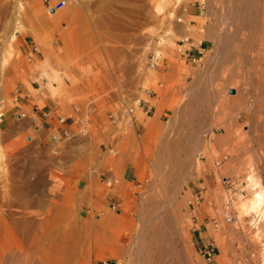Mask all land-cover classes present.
Masks as SVG:
<instances>
[{
    "label": "rangeland",
    "instance_id": "1",
    "mask_svg": "<svg viewBox=\"0 0 264 264\" xmlns=\"http://www.w3.org/2000/svg\"><path fill=\"white\" fill-rule=\"evenodd\" d=\"M65 1L48 12L43 0H0V264H137L140 238L152 232L155 242L163 226L169 264H206L200 232L217 264H264V216L235 207L251 193L249 178L264 184V30L233 21V0ZM197 45L195 61L183 56ZM195 94L205 104L188 107ZM121 100L136 108L129 128L81 135L72 125L55 140L56 119L51 129L42 124V112L75 116L76 107L105 125ZM193 131L205 147L170 187L173 162L200 140ZM165 148L175 151L166 160Z\"/></svg>",
    "mask_w": 264,
    "mask_h": 264
},
{
    "label": "bare ground",
    "instance_id": "2",
    "mask_svg": "<svg viewBox=\"0 0 264 264\" xmlns=\"http://www.w3.org/2000/svg\"><path fill=\"white\" fill-rule=\"evenodd\" d=\"M222 1H224L225 2V0H222ZM236 1H243V0H233V2H234V4H233V7H230V8H228L229 9V14H230V17L233 19V21L234 20H240V22L239 21H237V22H239V23H243L242 24V27H246L245 29H249V28H252V29H258L259 31L260 30H264V4L260 7V8H258V6L259 5H257V4H259V0H258V3H256V6H257V8L256 7H254L255 6V4H253V0H247L246 1V3H245V5H242V7L241 6H238V5H240L239 3H236ZM231 1H229L228 3H230ZM264 3V2H263ZM226 4H227V1H226ZM231 4V3H230ZM230 6V5H229ZM232 6V5H231ZM52 12V11H51ZM56 12V11H55ZM174 14V13H173ZM227 15V14H226ZM232 15V16H231ZM236 18V19H234V18ZM231 18H229V19H231ZM230 21H232V20H229V22ZM244 24H245V26H244ZM249 27V28H248ZM240 28H241V25H240ZM239 29V28H238ZM251 29V30H252ZM167 31H169V30H167ZM254 32V31H253ZM264 32V31H263ZM262 35H264V34H262ZM229 41V40H228ZM166 43V42H165ZM170 44H168V46H169ZM163 47V46H162ZM160 48V47H159ZM172 48V47H171ZM162 49V48H161ZM165 49H167V47H165ZM168 49H170L169 47H168ZM42 50V49H41ZM228 52V51H227ZM161 53V52H160ZM225 54V53H224ZM161 55V54H160ZM165 55H167V54H165ZM223 55V54H222ZM163 56H164V54H163ZM225 56V55H224ZM166 57V56H165ZM5 63V62H4ZM2 65H3V63H2ZM14 66V65H13ZM2 67H4V66H2ZM5 68H6V65H5ZM3 69V68H2ZM5 70V69H4ZM240 74V73H239ZM235 79V78H234ZM245 79V78H244ZM243 79V80H244ZM230 80H231V78H230ZM253 80V79H252ZM236 81V80H235ZM234 81V82H235ZM214 83V82H213ZM226 83V82H225ZM236 84H237V82H235ZM228 84V83H227ZM230 84H231V82H230ZM235 84V85H236ZM215 85V84H214ZM223 85V84H222ZM226 85V84H225ZM232 85H233V83H232ZM218 86V88H219V84L217 85ZM238 86V85H237ZM233 87V86H232ZM221 88V87H220ZM229 88H231V85H230V87ZM246 88V87H245ZM227 89V88H226ZM257 89V88H256ZM214 90H216V89H214ZM238 90H240V89H238ZM253 90H254V88H253ZM192 91V90H191ZM221 91V90H220ZM219 91V92H220ZM237 91V90H236ZM246 91V90H245ZM215 93H216V91H215ZM235 94H236V92H235ZM256 94V93H255ZM190 95H191V93H190ZM199 95V94H198ZM197 94H195V95H192V97H190V99L187 101L188 103L187 104H189V106L188 107H190V105L192 104V103H195L196 101H198V102H202V100H201V98H200V100H199V97L200 96H198ZM231 95H233V94H231ZM198 96V97H197ZM206 96H208V95H206ZM204 96H202V98H203ZM219 97H220V95H219ZM227 97V96H226ZM235 98V97H234ZM204 99H205V97H204ZM207 99V98H206ZM205 99V100H206ZM218 99V98H217ZM224 99V98H223ZM260 101V100H259ZM220 102H223V101H220ZM205 104V102H202V104ZM207 103V102H206ZM245 103V102H244ZM255 103V102H254ZM186 104V105H187ZM201 104V105H202ZM226 104V103H225ZM197 105H199V104H196V108L195 109H197V108H199ZM200 105V106H201ZM241 105V104H240ZM138 106V105H137ZM237 106V105H236ZM244 106V105H243ZM139 107V106H138ZM187 107V108H188ZM194 107V106H193ZM203 106H201V108H202ZM210 107V106H209ZM248 107V106H247ZM211 108V107H210ZM189 109H191L192 110V107L191 108H189ZM200 109V108H199ZM202 109H204V108H202ZM237 109V108H236ZM135 110H136V108H135ZM185 110V109H184ZM207 110H209V109H207ZM258 110V109H257ZM183 111V110H182ZM189 111V110H188ZM201 111V110H200ZM210 111H211V109H210ZM215 111H217V110H215ZM160 112V111H159ZM185 112V111H184ZM192 112H193V110H192ZM191 112V113H192ZM196 112H197V110H196ZM203 112V111H202ZM227 112V111H226ZM188 113V112H187ZM251 113V112H250ZM175 114H176V112H175ZM174 114V115H175ZM179 114H180V112H179ZM189 114V113H188ZM195 114V113H194ZM216 114H217V112H216ZM181 115V114H180ZM191 115V114H190ZM205 115H206V112H205ZM173 116V115H172ZM171 116V117H172ZM186 116V115H185ZM188 116V115H187ZM196 117L195 118H197V123L199 122V120H198V115H195ZM202 116V115H201ZM217 116V115H216ZM250 116V115H249ZM175 117V116H174ZM192 116H190V118H191ZM207 117V116H206ZM205 117V118H206ZM209 117V116H208ZM211 117V119L210 120H212V118H216V117H213V115L212 116H210ZM209 117V118H210ZM253 117V116H252ZM194 118V117H193ZM192 118V119H193ZM208 118V119H209ZM249 118V117H248ZM182 119V118H181ZM184 119H185V117H184ZM207 119V120H208ZM250 119V118H249ZM155 119H153V121H154ZM195 120V119H194ZM201 120H205V119H201ZM200 120V121H201ZM259 120V119H258ZM151 121V120H150ZM153 121H151L149 124H148V127H149V129L151 130V131H153V133L155 132L154 130H155V128H156V126H155V121H154V123H153ZM172 121H174V120H172ZM188 121H191V119H189ZM193 121V120H192ZM196 121H193V123L194 122H196ZM214 120H212V122H213ZM157 122V121H156ZM207 122V121H206ZM208 122H209V120H208ZM207 122V123H208ZM235 122V121H234ZM175 123V122H174ZM189 123V122H188ZM201 123V122H200ZM202 123H205V121L204 122H202ZM201 123V124H202ZM207 123H205V124H207ZM210 123V122H209ZM220 123V122H219ZM223 123V122H222ZM236 123V122H235ZM234 123V127H235V124ZM211 124V123H210ZM209 124V125H210ZM225 124V123H224ZM244 124V123H243ZM159 125V124H158ZM225 125H227V124H225ZM238 125V124H237ZM245 125V124H244ZM256 125V124H255ZM255 125H253V126H255ZM191 126V125H190ZM232 126V125H231ZM249 126V125H248ZM147 127V126H146ZM158 127V126H157ZM172 127V126H171ZM221 127V126H220ZM226 127V126H225ZM226 128H228V127H226ZM236 128V127H235ZM241 128V127H240ZM254 128V127H253ZM201 129V128H200ZM205 129V128H204ZM157 130V129H156ZM158 130H160V129H158ZM169 130V129H168ZM202 130V129H201ZM245 130V129H244ZM149 131V130H148ZM199 131V130H198ZM159 132V131H158ZM194 132V134H195V136H194V134H193V136H194V138H199L200 136H196L198 133H195V132H197V131H193ZM235 132V131H234ZM244 132V131H243ZM237 133H238V130H237ZM158 134V133H157ZM191 134V133H190ZM150 135H148L147 133H146V137H149ZM192 135H190V137H191ZM255 136H257L256 134H255ZM262 136V134L259 136V137H256V138H258V140L260 141H262V139L260 138ZM189 137V138H190ZM221 137H223V136H221ZM263 137V136H262ZM181 138V137H180ZM192 138V137H191ZM189 139V140H192V139ZM201 138V137H200ZM199 138V139H200ZM260 138V139H259ZM151 139V138H150ZM188 139V138H187ZM148 140V139H147ZM217 140H218V138H217ZM257 140V139H256ZM192 141H195V139L194 140H192ZM264 141V140H263ZM145 142V141H144ZM184 142H186V141H184ZM197 142L198 143H194V145L192 146H189V150H188V154H187V156H186V154L185 155H183V157L184 156H186L183 160L181 159L182 157H179L181 160H180V162L178 161V158L176 159V161H178L179 163H175V161L173 162V161H171V159H173V158H171L170 156V161L171 162H173L174 164H177V166H178V164H179V167H178V169H177V176H175L174 175V177H173V180H172V182H171V186L170 187H175V186H177V184L179 183V181L181 180V179H179V178H181V177H183L182 176V174L181 173H183V172H185L186 170H187V172H188V167H190L189 166V164L191 163V157H192V155H193V153L194 152H196L199 148H201L202 146H204L203 145V143H202V141H201V139L198 141L197 140ZM191 143V142H190ZM177 144V143H176ZM185 144V143H184ZM190 145V144H189ZM168 146V145H167ZM179 146H180V144H179ZM185 146V145H184ZM260 146V145H259ZM170 147V146H169ZM192 147V148H191ZM205 147V146H204ZM172 148V147H171ZM171 148H169V149H171ZM182 148V147H181ZM186 148V147H185ZM258 148V147H257ZM260 148V147H259ZM168 149V148H167ZM166 148H165V150H167ZM168 149V150H169ZM153 150V149H152ZM167 150V151H168ZM174 150V149H173ZM200 150V149H199ZM202 150H203V147H202ZM201 150V151H202ZM155 151V150H154ZM164 151V150H163ZM171 151V150H170ZM170 151H168L167 152V154L165 153V152H163V153H165V157H163L164 158V160H166L165 158H167L166 156L167 155H169L168 153L170 152ZM181 151V149L180 150H178V152H180ZM187 151V150H186ZM186 151H184V152H186ZM171 152H173L172 154H174V152L175 151H171ZM178 152H176V153H178ZM181 152H183V151H181ZM183 152V153H184ZM205 152V151H204ZM252 152V151H251ZM151 153V152H150ZM199 153H200V151H199ZM205 153H207V152H205ZM264 153V152H263ZM261 154V155H264V154ZM182 154V153H181ZM160 155V154H159ZM171 155V154H170ZM178 155V154H177ZM179 155H180V153H179ZM152 156V155H151ZM156 156V155H155ZM161 156H164V155H162L161 154ZM172 156V155H171ZM176 156V155H175ZM175 156H172V157H174V158H176ZM181 156V155H180ZM194 156V155H193ZM153 157V156H152ZM169 157H168V159H169ZM240 157V156H239ZM263 157V156H262ZM262 157H261V160H262ZM155 159H157V161H158V158H157V156L155 157ZM159 159H160V157H159ZM167 159V161H169ZM163 160V159H162ZM173 160H175V159H173ZM238 160V159H237ZM153 161V160H152ZM233 161H234V159H233ZM233 161H231V162H233ZM243 161V160H242ZM158 162H161V161H158ZM157 162V163H158ZM164 162H166V161H164ZM237 162V161H236ZM153 163V162H152ZM156 162H154V164L153 165H155V169L159 166V164L158 165H156L155 164ZM245 163V162H244ZM161 164V163H160ZM166 164V163H165ZM237 165V164H236ZM239 165V164H238ZM176 166V167H177ZM264 166V165H263ZM192 167V166H191ZM235 167V166H234ZM159 168H160V166H159ZM198 168V167H197ZM152 169H154V167L152 168ZM158 169V168H157ZM229 169V168H228ZM228 169H226V170H228ZM196 170H198V169H196ZM171 171V170H170ZM159 172V171H158ZM163 172V171H162ZM222 172V171H221ZM233 172V171H232ZM155 173H157V172H155ZM189 173V172H188ZM168 174V173H167ZM179 174H181V175H179ZM184 175H186L185 173H183ZM169 176V175H168ZM181 176V177H180ZM254 176V175H253ZM162 178V177H161ZM168 178V177H167ZM156 179V178H155ZM172 179V178H171ZM259 179V178H258ZM257 179V177H252V178H249V188L251 189V193L249 194V196H246V198L244 197V199H241V200H239L237 203H236V209H242V211L243 210H245L246 211V213H248V214H256V216H257V219H259V220H262V216L261 215H263L264 216V187H263V185L261 184V182L259 181ZM167 181V180H166ZM166 181H165V183H166ZM169 181V180H168ZM167 181V182H168ZM162 184V183H161ZM166 184H169V182L168 183H166ZM163 187V186H162ZM167 187V186H166ZM249 189V190H250ZM167 191V190H166ZM170 194V193H169ZM247 195V194H246ZM145 199V198H144ZM147 202H148V200H147ZM156 202V201H155ZM159 202H161V201H159ZM158 202V203H159ZM168 202V201H167ZM143 203V202H142ZM141 203V204H142ZM157 203V204H158ZM164 203V202H163ZM161 204V206L162 205H164V204ZM166 203V202H165ZM170 203V202H169ZM140 204V205H141ZM146 204V203H145ZM150 204H152V203H150ZM144 205V204H143ZM148 205V204H147ZM147 205H145V206H147ZM174 205V204H173ZM141 207V206H140ZM143 207V206H142ZM160 207V206H159ZM154 208V207H153ZM146 209V208H145ZM160 209V208H159ZM147 210V209H146ZM145 210V211H146ZM153 210V209H152ZM140 212H141V209L139 210ZM142 211H143V209H142ZM144 211V212H145ZM174 211V210H173ZM144 212L142 213V220H141V224L143 225V228L144 229H146V226H148L147 224L148 223H146V222H144V220H146L148 217H146V216H148V215H143L144 214ZM147 212V211H146ZM150 212V211H149ZM161 212H162V210L159 212V213H157L156 214V216L155 217H157L159 214H161ZM176 213V212H175ZM178 214V213H177ZM144 216L146 217V219L144 218ZM154 216V215H153ZM178 216V215H177ZM139 217H140V213H139ZM151 217V216H150ZM165 217V216H164ZM171 217V216H170ZM173 217V216H172ZM174 218V217H173ZM261 218V219H260ZM150 219V218H149ZM164 219V218H163ZM115 219L113 218V220H112V222L114 221ZM138 220L140 221V218H138ZM137 220V221H138ZM148 220V219H147ZM146 220V221H147ZM259 220H257V222L259 221ZM142 221L144 222V223H142ZM149 221V220H148ZM152 221V220H151ZM165 221V220H164ZM254 221H256V220H254ZM264 221V220H263ZM120 222V221H119ZM261 221H259V223H260ZM174 223V222H173ZM256 223V222H255ZM113 223H111V225H112ZM115 224V223H114ZM161 225V224H160ZM164 225V224H163ZM165 225H167L168 227H170L169 226V224H168V222L165 224ZM117 226V225H116ZM141 226V225H140ZM140 228H142V227H140ZM139 228V229H140ZM148 228V227H147ZM174 228H176V227H174ZM164 229H165V227L163 226L162 228H159L158 230H155V235L157 236V238H156V240H155V242L153 241V239H155V238H151L152 237V235H153V233L152 232H150V234L148 235V234H143V238L141 237V236H137V237H141L140 238V240L139 241H141V242H144V245H142L143 247L141 248V252H142V250H143V252H142V255H140L142 258H141V263H138V260L140 261V259H137V264H169L168 262H167V257H169V255H170V253H171V247H169V246H167L168 244H166V242L168 241H170L169 243H171V240H172V237H169V235H167L166 236V234L164 233ZM171 229V228H170ZM108 230V229H107ZM146 230H148V229H146ZM145 230V231H146ZM257 230H258V228H257ZM140 231L142 232V230L140 229ZM144 231V230H143ZM157 231V232H156ZM167 232V231H166ZM178 232V231H177ZM261 232V231H260ZM152 233V234H151ZM256 233H257V231H256ZM138 234V233H137ZM154 235V236H155ZM153 236V237H154ZM155 236V237H156ZM136 237V236H135ZM135 240L136 241H138L136 238H135ZM143 240V241H142ZM141 242L139 243L140 245H141ZM167 242V243H168ZM119 248V247H118ZM116 250H117V247L115 248ZM116 250H114L115 251V253H116ZM137 250V249H136ZM139 250V249H138ZM174 250V249H173ZM118 251H119V249H118ZM117 251V253L116 254H118V253H120V251L118 252ZM140 251V250H139ZM132 252V251H131ZM180 252V251H179ZM138 253V252H137ZM115 254V255H116ZM134 255V254H133ZM181 255V254H180ZM140 258V257H139ZM223 258V257H222ZM136 259V258H135ZM180 259V258H179ZM182 259V258H181ZM178 263V262H177ZM134 264H135V260H134ZM174 264V263H173Z\"/></svg>",
    "mask_w": 264,
    "mask_h": 264
},
{
    "label": "built area",
    "instance_id": "3",
    "mask_svg": "<svg viewBox=\"0 0 264 264\" xmlns=\"http://www.w3.org/2000/svg\"><path fill=\"white\" fill-rule=\"evenodd\" d=\"M46 10L50 12L53 10V12L58 11L63 8L66 1L65 0H57L55 2L51 0H43ZM33 52H37L38 48L37 46L32 47ZM186 51V50H185ZM184 51V52H185ZM200 53V52H199ZM155 54L151 56V58L148 61V64L151 68H155L157 66V58ZM192 61L196 60V57H191ZM75 116H56V122L58 123V127L52 128L51 136L53 139L57 140L61 137L62 133L65 137H68L72 134L71 126L74 125L76 128V131L81 135H87L90 132V128H104V127H116L118 123H124L126 128H129L133 126L134 120H135V108L132 105L126 104L124 101H119L117 107H115L114 111L109 112L106 116L107 124L102 125L100 122H94L90 118L82 117L78 113V109L76 107H73ZM145 113H148V110H146ZM54 127V126H53ZM55 129V130H54ZM138 136V135H137ZM110 151H113L116 153L113 147H109ZM226 156H223L222 159H225ZM220 161L217 162L219 164ZM107 184H111L109 182L110 178L106 177ZM200 199V193L197 192L193 194V198L190 201L191 205V215L193 216L196 212V204L199 202ZM112 209H115L114 205H111ZM200 253L205 261L206 264H215L216 257H217V251L215 246L212 243H204L200 246Z\"/></svg>",
    "mask_w": 264,
    "mask_h": 264
},
{
    "label": "crops",
    "instance_id": "4",
    "mask_svg": "<svg viewBox=\"0 0 264 264\" xmlns=\"http://www.w3.org/2000/svg\"><path fill=\"white\" fill-rule=\"evenodd\" d=\"M200 44H201V41L198 42V45H200ZM198 45L197 46H188L187 50L184 52L183 56L185 58H187L188 56H191V57L196 56L201 50V48H198ZM57 111H59V110L49 109L46 112L45 111L42 112V115L44 116L42 124H44L46 126L48 125L49 127L47 129H51L54 126V120L56 119ZM136 122H137V120H136ZM136 125H137V123H136ZM196 243L198 244V246H201L202 244L205 243V239L202 237L201 232L198 234V238L196 239ZM215 264H217V262H215Z\"/></svg>",
    "mask_w": 264,
    "mask_h": 264
},
{
    "label": "water",
    "instance_id": "5",
    "mask_svg": "<svg viewBox=\"0 0 264 264\" xmlns=\"http://www.w3.org/2000/svg\"><path fill=\"white\" fill-rule=\"evenodd\" d=\"M51 11H53V10H51ZM229 93L233 94V93H235V90L234 89H229Z\"/></svg>",
    "mask_w": 264,
    "mask_h": 264
}]
</instances>
